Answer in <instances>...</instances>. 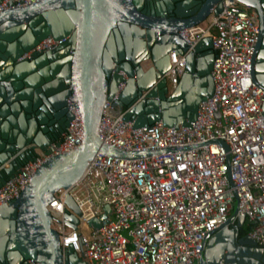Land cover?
Wrapping results in <instances>:
<instances>
[{
  "label": "water",
  "instance_id": "1",
  "mask_svg": "<svg viewBox=\"0 0 264 264\" xmlns=\"http://www.w3.org/2000/svg\"><path fill=\"white\" fill-rule=\"evenodd\" d=\"M238 1L254 6L252 0ZM211 9L218 13L222 0H35L0 10V186L36 148L51 151L47 146L59 139L54 125L65 129L73 118L71 107L83 121L81 144L49 156L19 196L0 205V264H30L28 258L87 264L70 245L62 252L47 205L58 188L82 175L96 152L134 158L167 150H123L101 141L100 109L119 83L116 103L134 127L195 119L199 102L213 91L215 52L210 35L189 44L179 31L205 20ZM48 35L65 39L33 51L30 59H17ZM172 49L186 59L174 87L166 77ZM252 62L253 79L264 88V43ZM262 109L264 114V99ZM65 203L80 213L70 194ZM109 210L105 204L90 222L99 227ZM236 213L237 201L227 221L204 235L200 264H264V247L248 232L239 233L245 217ZM64 219L76 227L78 219L68 209Z\"/></svg>",
  "mask_w": 264,
  "mask_h": 264
},
{
  "label": "built area",
  "instance_id": "2",
  "mask_svg": "<svg viewBox=\"0 0 264 264\" xmlns=\"http://www.w3.org/2000/svg\"><path fill=\"white\" fill-rule=\"evenodd\" d=\"M33 1L1 0L0 10ZM238 3L222 0L218 13L211 9L205 20L179 31L189 44L210 35L215 52L213 91L199 102L195 119L134 127L116 103L123 83L105 100L97 125L101 141L123 150H167L134 158L96 152L72 185L58 188L47 207L62 252L70 245L87 264H200L204 235L227 221L235 201L236 215L248 220V234L264 247V88L251 74L258 22L254 10L247 5L242 10ZM64 39L48 35L17 59H30L33 51ZM169 61L166 77L174 87L185 53L172 49ZM71 111L59 139L47 146L51 151L36 148L0 186V205L18 197L49 156L81 144V113ZM67 194L79 214L65 203ZM105 204L110 210L96 227L90 219L99 217ZM66 209L77 217L76 227L65 222ZM28 262L41 264L34 258Z\"/></svg>",
  "mask_w": 264,
  "mask_h": 264
},
{
  "label": "flooded vegetation",
  "instance_id": "3",
  "mask_svg": "<svg viewBox=\"0 0 264 264\" xmlns=\"http://www.w3.org/2000/svg\"><path fill=\"white\" fill-rule=\"evenodd\" d=\"M252 2L254 3V6L250 8L255 11L256 16H257V22H258V33H257L256 42L254 45V50H256L260 48L262 43H264V1L252 0ZM251 64H252V67H251V74H252L254 63L252 62ZM61 130H62V123H57L56 126L54 125V133L58 135V137H60L61 133L63 132Z\"/></svg>",
  "mask_w": 264,
  "mask_h": 264
},
{
  "label": "trees",
  "instance_id": "4",
  "mask_svg": "<svg viewBox=\"0 0 264 264\" xmlns=\"http://www.w3.org/2000/svg\"><path fill=\"white\" fill-rule=\"evenodd\" d=\"M249 228H250V223L248 222L247 219H245L244 223L241 226H239V233L240 234L247 233Z\"/></svg>",
  "mask_w": 264,
  "mask_h": 264
},
{
  "label": "rangeland",
  "instance_id": "5",
  "mask_svg": "<svg viewBox=\"0 0 264 264\" xmlns=\"http://www.w3.org/2000/svg\"><path fill=\"white\" fill-rule=\"evenodd\" d=\"M238 7L242 10H248V8H246V6H244L243 4H241L240 2L238 3Z\"/></svg>",
  "mask_w": 264,
  "mask_h": 264
}]
</instances>
